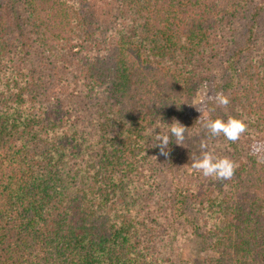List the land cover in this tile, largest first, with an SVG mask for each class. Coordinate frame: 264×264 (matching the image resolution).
Masks as SVG:
<instances>
[{
  "label": "trees",
  "instance_id": "1",
  "mask_svg": "<svg viewBox=\"0 0 264 264\" xmlns=\"http://www.w3.org/2000/svg\"><path fill=\"white\" fill-rule=\"evenodd\" d=\"M264 0H0V264H264ZM222 86L236 143L189 118ZM178 121L161 155L154 135ZM166 124V125H165ZM170 135V134H169ZM204 141L238 167L190 168Z\"/></svg>",
  "mask_w": 264,
  "mask_h": 264
},
{
  "label": "clouds",
  "instance_id": "2",
  "mask_svg": "<svg viewBox=\"0 0 264 264\" xmlns=\"http://www.w3.org/2000/svg\"><path fill=\"white\" fill-rule=\"evenodd\" d=\"M215 104L218 107L227 108L230 101L222 92H218L214 97ZM201 117V116H200ZM200 118L197 120L199 121ZM166 125V124H165ZM168 133L154 135L155 143L153 147L160 149L161 155L167 156L168 146L171 138H175L177 145H181L185 139V128L178 121H173L170 125H166ZM202 127L212 137L223 136L225 140L236 143L248 131V126L243 119L228 116L226 120L221 118H206L202 122ZM170 134V135H169ZM201 152L199 155L191 157L192 163L190 168L195 172L202 174L204 177H211L217 181L231 180L235 174L238 165L227 156L216 155L209 150L208 144L204 141L200 144ZM251 153L259 155L264 153V142H256L251 146Z\"/></svg>",
  "mask_w": 264,
  "mask_h": 264
},
{
  "label": "rangeland",
  "instance_id": "3",
  "mask_svg": "<svg viewBox=\"0 0 264 264\" xmlns=\"http://www.w3.org/2000/svg\"><path fill=\"white\" fill-rule=\"evenodd\" d=\"M259 28L261 32L264 31V12L259 18ZM222 86H216V82H211L206 86L200 87L193 98L192 104L189 107V118L191 120L199 119L203 122L206 118H211L209 115L208 104L211 101H214L215 94L221 91ZM201 116V117H200ZM264 161V156L262 158ZM209 254L205 251H201L195 247H192L190 244H185L181 252V260L183 264H200L203 260L208 257Z\"/></svg>",
  "mask_w": 264,
  "mask_h": 264
}]
</instances>
